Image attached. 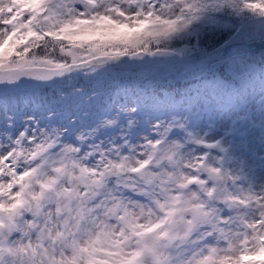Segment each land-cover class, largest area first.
<instances>
[{"label":"rangeland","instance_id":"obj_1","mask_svg":"<svg viewBox=\"0 0 264 264\" xmlns=\"http://www.w3.org/2000/svg\"><path fill=\"white\" fill-rule=\"evenodd\" d=\"M41 1L0 0V53L28 4L37 8ZM180 1L177 6L174 0H54L50 23L47 15L42 21L54 29L108 21L113 33H134L151 18L153 26L161 27L156 32L161 42L172 43L175 29L165 30L163 22L186 16L187 0ZM201 1L209 7L221 0ZM242 1L254 14L250 18L264 16V0ZM189 5L194 7V0ZM229 28L233 38L237 29ZM242 39H264V23ZM198 42L169 51L185 58ZM103 50H91L84 42L62 57L70 59V66L120 56ZM31 56L0 70L58 68L44 55ZM232 58L222 63L232 60L236 78L245 71L255 75L241 69L240 58ZM178 66L162 59L147 67L130 66L123 75L154 79L171 68L182 76ZM113 67L118 66L92 68L85 76L101 75L104 81L108 74L109 84H120L121 78L109 74ZM203 73L187 74L198 80ZM204 88L177 108L147 95L117 97L99 115L85 119L72 114L74 106L67 103L66 117L55 116L52 131L35 107V93L24 102L23 92L1 97L0 264H264V88L259 79L246 84L237 94L241 106L235 108L223 107V98L216 105ZM207 102L210 114L205 113ZM199 144L214 148L205 151ZM175 210L181 225L175 244L169 245Z\"/></svg>","mask_w":264,"mask_h":264},{"label":"trees","instance_id":"obj_2","mask_svg":"<svg viewBox=\"0 0 264 264\" xmlns=\"http://www.w3.org/2000/svg\"><path fill=\"white\" fill-rule=\"evenodd\" d=\"M53 1L45 0L42 6L45 10L43 9L42 12L35 10L29 16L28 21L17 28V34L7 39L1 49L0 67L6 63L16 65L19 59L27 61V58L32 57V54L33 56L44 55L51 66L63 67L71 62L70 59L62 57L63 52L84 42L91 50L97 46H102L106 55L135 53L142 50L150 52L157 49L175 50V47L182 49L193 40H198L199 46L192 48L190 52H212L234 33V30L229 26L238 27L242 21L254 15L251 11L246 10L248 3L242 0L233 4L221 0V4L209 5V7L198 0L194 7L189 6L190 13L187 11L185 17L163 26L165 30L167 28L175 29L172 34L177 38L186 37L180 41H174L175 37L171 43L167 38H164L165 42H161V38L156 34L157 29H161V27L156 25L147 28L138 36H134L128 31L113 33L115 29L108 21H90L89 23L76 24L70 28L59 27L54 29V26H47L51 21L48 14ZM235 7L244 9L240 10L243 18L240 17L239 11L235 12ZM256 10L257 8H254L253 11ZM46 15L47 24L43 25L42 20ZM67 36L69 37L67 38ZM10 55L13 58H9ZM237 57L240 58L241 69L244 68V70L249 71L252 69L256 75L249 76L245 71L241 78H236V70L234 69L237 66L232 64V60L224 64L222 62L212 63L206 70H199L204 71V73L198 77V80L197 78L191 79L190 74L185 73H182V76L180 74L175 76L171 68H168L165 74L156 75L154 79L127 78L123 74L116 76L121 78L120 84L115 81L109 84L108 74L104 81H101V75L93 78L85 76L86 72H81L60 81L58 84L61 89L53 84L46 88L41 87L28 91L26 94L35 93L37 97L36 108L44 112L55 110V115L62 111L67 112V103H71L74 106L72 114H76L81 119L90 117V115H99V111L106 110L117 97L123 99L125 96L137 94L138 96L147 95L149 99L157 103L167 100L173 108H177L183 103L188 104V101L196 97L197 92L200 93L205 89L204 86L208 87L210 95L214 98L217 99V96H221L220 99H217L219 103L223 98L226 100L223 105H237L234 95L243 91L242 88L246 84L261 78L264 53H252L243 50L235 58ZM164 65L169 64L164 63ZM176 68L179 69V67ZM103 71H106V68ZM120 87L124 89L118 90ZM206 104L210 107L208 102ZM16 111L17 108L14 109L13 113ZM17 116L20 120L21 116L18 113ZM8 255L9 252L6 255L7 259H9ZM4 264L7 263L4 262Z\"/></svg>","mask_w":264,"mask_h":264},{"label":"water","instance_id":"obj_3","mask_svg":"<svg viewBox=\"0 0 264 264\" xmlns=\"http://www.w3.org/2000/svg\"><path fill=\"white\" fill-rule=\"evenodd\" d=\"M264 23V16L259 18H252L245 22L238 30L236 36L229 39L227 42L219 46L214 52L209 54H200L192 52L187 57L181 58L173 51L157 50L152 53L138 52L133 54H124L119 57H98L96 59L88 60L81 64H72L64 68H45L33 67L25 69H6L0 70V97L9 94L10 92L24 91L35 89L41 85H46L56 80L67 77L75 72L88 70L91 68L103 67L105 65H116L122 69L128 67H147L160 61L161 59H169L170 61L183 67L186 72H191L196 68H204L208 63L219 59H225L234 55L238 49L246 48L251 51L264 50V43H250L242 39L244 30L249 26L258 27ZM35 74L30 82H16L14 77L18 75ZM205 148V146H202ZM210 149V148H209ZM40 155H36L35 159ZM181 225V214L175 212L171 221V242L173 243L177 237V230ZM0 225V233H1Z\"/></svg>","mask_w":264,"mask_h":264},{"label":"bare ground","instance_id":"obj_4","mask_svg":"<svg viewBox=\"0 0 264 264\" xmlns=\"http://www.w3.org/2000/svg\"><path fill=\"white\" fill-rule=\"evenodd\" d=\"M256 32H257V28H255V27H249V28L245 29L244 39L252 37ZM31 77H32V75H29V74L18 75L16 77H14V81H16V82H28V81H30Z\"/></svg>","mask_w":264,"mask_h":264}]
</instances>
